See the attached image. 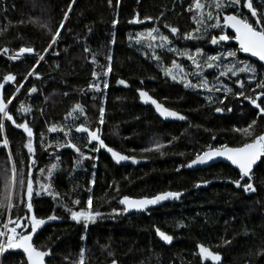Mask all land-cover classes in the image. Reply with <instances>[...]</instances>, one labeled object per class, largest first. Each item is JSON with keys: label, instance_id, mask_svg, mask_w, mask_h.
Returning a JSON list of instances; mask_svg holds the SVG:
<instances>
[{"label": "trees", "instance_id": "16d2710c", "mask_svg": "<svg viewBox=\"0 0 264 264\" xmlns=\"http://www.w3.org/2000/svg\"><path fill=\"white\" fill-rule=\"evenodd\" d=\"M194 3L195 0H112L111 4L108 0H75L74 3L72 0H0V84L4 85L0 95L5 101L15 97L7 105L8 110L17 123L27 121L32 128L36 161L31 168L34 189L39 190L40 182H48L59 193L57 199L43 192L39 196L34 192L32 197L33 212L46 221L33 238L36 246L50 250L46 264H78L81 252L85 264H111L113 260L117 264H203L199 245L219 253L222 264H264V158L253 172L256 191L247 193L232 183L240 176L229 165L218 163L199 170L180 167L210 145L241 146L264 132V115H258L259 110L243 97L223 90L209 93L186 88L164 75L162 69L178 60L169 47L177 49V53H191L199 48L193 32L198 26L196 9L189 10ZM215 3L211 6L212 14L217 12ZM235 11L226 7L220 15ZM137 18L141 23L131 22ZM113 20L117 21L115 25ZM61 22L64 27L57 43L45 53ZM165 24L169 27L165 28ZM171 27L178 28L175 35ZM150 28H158L171 44L159 49L154 43L149 48L143 39L137 43L136 36ZM185 33L194 38H184ZM213 34H218L216 29L200 33L204 40ZM229 46L207 44L203 50L211 55ZM20 47H32L35 52L9 59ZM4 48L9 49L7 54L3 53ZM37 52L44 55L38 64ZM154 54L160 57L159 61L153 58ZM237 57H243L239 51ZM109 63L111 72L105 76ZM256 66L257 72L262 71L257 80L264 78L263 66ZM30 72L33 74L28 75ZM9 74L15 76L14 82L4 81L3 77ZM119 80H124L127 87L119 84ZM102 81L108 83L106 89ZM97 82L100 91L90 87ZM20 84L23 86L16 91ZM32 87L37 91L30 92ZM252 87L255 83L245 88L246 94L255 95L248 91ZM231 88L233 92L240 90L238 85ZM138 90H146L166 107L185 116L188 123H164L151 107L138 104ZM260 91L256 89L257 93ZM225 95L227 98L220 104L219 98ZM20 104L30 111H17ZM76 105L81 106L83 114L75 109ZM101 107L103 124L99 123ZM216 107L225 111L218 113ZM253 120L256 123L250 130L251 136L234 131L248 127ZM3 123L0 201L7 203L6 198L11 196L14 207L10 212L0 209L2 230L9 216L30 218L32 215L27 212L26 203H20L26 197H22L18 184L21 176L27 180L31 164L26 148L28 137L10 121L4 119ZM82 124L91 130L99 128L107 146L144 163L114 165L106 153L93 150L98 145H90L87 135L75 131ZM53 127L70 130L69 137L51 131ZM5 138L7 148L2 144ZM66 139H71L92 159L81 157L72 148L57 149L56 145L64 144ZM157 143L163 147L156 148ZM146 148L152 150L144 151ZM52 164L57 168L51 179L45 180L39 169L43 168L46 176ZM167 191L182 195L132 214H126L125 207L119 203L123 196L151 198ZM89 196L92 210L101 215L85 228L82 221L71 219L67 208L87 210ZM69 198L79 199L80 205H73ZM49 216L56 219L48 220ZM22 223L30 231V223ZM157 229L173 237L170 246L158 239ZM21 231L17 228L18 233ZM21 260L26 258L19 249L0 253V264H21Z\"/></svg>", "mask_w": 264, "mask_h": 264}, {"label": "snow or ice", "instance_id": "6c2138e0", "mask_svg": "<svg viewBox=\"0 0 264 264\" xmlns=\"http://www.w3.org/2000/svg\"><path fill=\"white\" fill-rule=\"evenodd\" d=\"M74 3L75 0H72ZM118 2V0H117ZM108 3L111 4L112 0H108ZM241 3V0H217L215 3V8L217 9V14L214 16L212 12H209L207 15V20L209 21L208 24L205 25V33H208L209 29H219V34H213L210 36V43L212 45L220 44L221 42H227L229 40L234 39L239 44V49H229L224 52H221L218 55H208V56H202L203 63L198 61L195 56L200 55L202 53V49H196L195 54H189L187 52H178V55L185 56L187 60L191 61L193 70L192 71H186L183 65L178 64L176 60H173L171 62L170 67H164L162 70L164 72L165 76L170 77L173 81L183 83L184 87H191V88H199V89H206L209 93L216 91H225V93H232L233 96L236 97H243L244 100H247L253 105L256 109L259 110L258 115H264V101H261L258 103L257 101L260 100L261 96H264V78L256 79L257 74V68L252 63H245L243 61H240L239 63H236L237 60V54L239 52H243L246 54H250L251 57L257 58L259 62H264V9L259 11L257 8L253 6V0H245L244 7L248 9V11L251 14V17L254 18L252 22H249V18L247 16H242L239 12V5ZM226 7H231L233 9H236L235 13H230L223 15L222 22H221V15L220 10ZM192 8H195L197 10H200L203 8V5L200 3V0H195V3L190 6L189 10L191 11ZM68 11H71V5H69ZM68 14L65 12L64 19L67 20ZM146 19L151 20V17H146ZM134 23H141L139 18H137L134 21H131ZM202 22V21H201ZM114 25L117 23L116 20H113L112 22ZM64 27L63 22L59 25V28L55 31V33L52 34L51 41L48 44V47L44 49V52L46 53L49 48L52 47V45H55L57 43V38L60 36V29ZM165 28H168L169 25L165 24ZM226 29H231L234 32V36H230L225 31ZM49 31H51L49 29ZM170 31L173 35H175L178 32V28L171 27ZM153 33H156V35H153ZM184 38H194L191 36V34L185 33ZM197 39L205 38V37H195ZM131 39V37H130ZM144 39L147 41V46L149 48L153 47V42L159 40L161 43L156 45V47L163 48L165 44H171V41H169V38L167 35H164L160 33V30L158 28H150L147 33H140L136 36V42L140 43V41ZM169 51L177 52L178 50L169 47ZM87 51V49H85ZM9 52V49L4 48L3 53L7 54ZM35 50L32 47H20L18 52L14 55H10L9 59L15 60L17 59L21 54L23 53H34ZM37 57V64L39 61H42L44 59V55L41 53H36ZM154 59L157 61L160 60L159 56H156L154 54ZM231 58V61L227 64L224 63L225 59ZM109 62L111 61V57H108ZM94 62V61H93ZM219 67L221 70L219 72V77H229V74L231 77H238L239 73H250L251 74V80L249 83L251 84L252 81H255V87L250 88L248 91H251L252 93H255V95H249L246 94L244 81L241 79H236L234 83L239 86V91L233 92V89L231 87H227L226 85H223L222 82H219V77H217V82L220 83V86H217V83H209V80L207 77L203 76L202 73L205 68L207 69H213ZM108 72H111V64L109 63L106 72L104 75L106 76ZM33 72H30L28 75H32ZM37 78L39 77V74H36ZM93 76H97V73L93 72ZM194 76L197 78V82L193 83L188 77ZM4 81H15V76L9 74L5 75L3 77ZM103 88L108 87V83L106 81H102ZM119 84L125 85L127 87V84L124 80H119ZM23 85L20 84L17 86L16 91L19 90V87H22ZM4 85L0 84V89H3ZM90 87L95 88L96 91H100V82L94 83L90 85ZM256 89H261L260 92H256ZM30 92H36L37 89L35 87H32ZM139 96L145 103H151L155 106L156 111L160 114V116L165 118H174L178 120H184L186 119L185 116L179 114L178 112L171 110L161 103H158L156 99H154L152 96L148 94V92L143 90H138ZM12 98L5 99L2 95H0V132L4 129V119L7 121H10L12 125H14L17 128L23 129V132L27 134L28 142L26 144V148L29 154V158L31 160V164L29 165V173L28 178L25 181V178L21 176V178L18 181L19 184V190L22 193V197H26V201L22 198L20 200V203H26V208L28 213H32L30 218L28 216H16L15 218H12L11 216L8 217L7 223L4 224L3 230H0V253H3L6 249H19L22 250L23 257L26 258V260H21V264H46L45 258L51 255L50 250H42L41 247L36 246L33 242V236L37 233V230L45 224V220L42 218H38L35 213L33 212V204H32V197L34 193V180L31 175V168L33 165H35L36 161L34 158L35 148L33 146V131L32 128L29 127L27 121L22 123H17L14 119L13 114L8 110L7 105L12 103ZM227 98V95H225L223 98H219V103L223 104L224 99ZM209 100L212 99L211 96L208 97ZM75 109H80V113L83 114V109L80 105H76ZM74 109V110H75ZM17 111H30V109L25 108L23 104H20ZM216 112H223L225 111L224 108L216 107ZM227 111H231V108H227ZM100 120L99 123L103 124V115H104V108L101 107L100 110ZM256 121L253 120L248 127L246 128H236L234 131L242 133L245 137L251 136L253 133L250 131L253 128V125H255ZM53 132L60 131L63 133L65 138H68L70 135V130H66L64 127H60L57 129L56 127H53L50 129ZM75 131L77 133H85L87 134L88 141L91 143L92 141H95L99 147L94 146V151H99L100 148H105L109 153H111L113 159L119 163L120 161H127L132 160L133 163H136L134 157H129L127 155H123L117 151H114L111 147H108L105 145L104 141L101 139L99 133V128L96 130H90V128L85 127L83 124L80 126H77L75 128ZM212 139H215L213 136ZM2 144L5 148L8 146L7 139H3ZM52 145L50 144L49 147ZM61 147H68L75 150V152L80 153L81 157L92 159V157L85 156L84 153L81 152L80 148L77 147L74 143L71 142V139H66V142L64 144H57L56 148L59 149ZM163 147V145L157 143L156 148ZM151 148H146L144 151H151ZM215 158H223L226 161H229L232 165H234L236 168L239 169V176L240 178L237 180L232 181L233 184L237 188H241L244 192H255L256 188L254 187L252 183V177H253V166L257 163V161H260L261 158H264V132H262L259 135H255L253 139H251L250 142H245L241 146L236 147H230L227 144H221L219 146H208L206 150L199 152L195 155V158L191 161L187 162L185 165H181L180 167H188L191 168L193 165H204L207 164L209 161L214 160ZM9 159L11 160V154L9 152ZM57 168L56 164H52L51 167L47 170L46 176L45 170L43 168L39 169L42 176H44L45 180H50L53 176V171ZM179 171V168L177 169ZM12 180L13 184L16 183L15 181V166L13 164L12 168ZM245 177H247V180L245 181ZM241 181H244V183H241ZM91 183H95V181H91ZM207 183V182H205ZM199 186V185H197ZM91 189H89L90 191ZM45 193L49 196H52L53 199H57L59 197V193H56L52 190V185L48 182H40L39 183V190L35 191V194L39 196L41 193ZM182 195L181 192L177 191H167L159 193L151 198L149 197H143L140 199H133L129 196H123L119 203L121 205H124V211L130 210V209H136V210H143L146 209L149 205H155L161 201L168 200V199H179V197ZM7 203H4L3 201H0V209H7L9 212L14 207L12 203L11 196H8ZM70 202L73 205H80L81 201L79 199H72L69 198ZM92 205V197L89 196L87 199V210L81 209V210H72L71 208H67V205L65 204V207L71 214V219L76 222H83L84 227L87 228L89 223H95L96 217L100 216L101 214L98 211H93L91 208ZM48 220H55V216H49L47 218ZM22 221H28L30 223V231H28L25 228V225L22 223ZM13 225L12 227H8V225ZM17 228L22 229L21 232H17ZM157 235L166 242L172 241V236L167 235L166 233L160 231L157 229ZM199 253L202 258L204 259H210L213 262H219L221 260V256L219 253H214L210 251L209 248L199 245ZM78 264H85L84 261V254L81 252L80 259L78 261ZM112 264H117L115 260L112 261Z\"/></svg>", "mask_w": 264, "mask_h": 264}, {"label": "rangeland", "instance_id": "374dc122", "mask_svg": "<svg viewBox=\"0 0 264 264\" xmlns=\"http://www.w3.org/2000/svg\"><path fill=\"white\" fill-rule=\"evenodd\" d=\"M213 2H217V0H200V3L203 5V8L200 9V10H197L196 9V18H197V28H195L193 30V32H195V37H202V35H200V33L202 31L205 30V25L209 23V21L207 20V15L209 12L212 11V4ZM244 3H245V0H241V3L239 5V12L241 15L243 16H247L249 18L250 21H252L254 18L251 17V14L250 12L248 11V9L246 7H244ZM215 5V4H214ZM213 5V7H214ZM253 6L255 8H257L258 10V14H259V11L264 9V6H263V1L262 0H253ZM215 8V7H214ZM216 9V8H215ZM224 10L221 9L220 10V14L221 12ZM236 10V9H235ZM217 14V12L215 14H213L214 16ZM202 21V22H201ZM221 22H222V16H221ZM218 34L220 32L219 29H216ZM226 32H228V30L226 29L225 30ZM153 35H156V33H153ZM233 36V35H232ZM196 41H199L198 45H199V49H202V53L200 55H196L195 58L200 61L201 63H203V60H202V56H208L204 53V46L209 44L210 43V38L209 39H197L195 38ZM144 40V39H143ZM146 41V40H144ZM154 43V46L156 47V45L160 44L161 42L159 40L153 42ZM167 44V43H166ZM222 44H217L216 47H220ZM235 44H232L229 46L228 49L226 50H229V49H238L237 45ZM156 48H159V49H162L161 47H156ZM225 50V51H226ZM221 52H224L222 50H217V52L211 54V55H218L220 54ZM196 53V50L189 53V54H195ZM175 55H177V59L176 62L178 64H181L183 65V67L185 68L186 71H192L193 70V66H192V63L191 61L187 60V58L185 56H180L178 55L177 52H174ZM231 61V58H228V59H225L224 60V63L227 64ZM240 61H243L245 63H252L254 64L255 66L257 64H259L258 62L254 61L253 59L249 58V57H241V58H238L237 57V60L235 61L236 63H239ZM171 66V64L169 65V67ZM257 67V66H256ZM264 68V67H263ZM220 68L217 67V68H213V69H207L205 68L202 75L207 77V79L209 80V83L212 84V83H217V86H220V83L217 82V77H219V72H220ZM262 74V71L261 72H257L256 74V79H257V76ZM193 83H196L197 82V78L194 77V76H189L188 77ZM241 79L244 81V85H245V88H248L250 85H253L255 83V81H252V83L250 84L249 81L251 80V74L250 73H239L238 74V77H231V75L229 74V77H219V82H222L223 85H226L227 87H231L232 85H236L234 83V81L236 79ZM225 81H229V83L227 84V82ZM191 88V87H189ZM192 89H197V90H202V91H207L206 89H199V88H192ZM37 191V189L35 190L34 189V192ZM2 230V229H0Z\"/></svg>", "mask_w": 264, "mask_h": 264}, {"label": "water", "instance_id": "95a60500", "mask_svg": "<svg viewBox=\"0 0 264 264\" xmlns=\"http://www.w3.org/2000/svg\"><path fill=\"white\" fill-rule=\"evenodd\" d=\"M224 15H226V14H224ZM223 17V16H222ZM228 30V32L229 33H231L233 36H234V32L231 30V29H227ZM228 34V33H227ZM220 44H226V45H232V44H235V45H237V47H238V49H239V44H238V42H236L234 39H232V40H229V41H227V42H221ZM208 46H210V47H216V45H212L211 43H209L208 44ZM241 54H242V56H244V57H249V58H251V59H253L254 61H256V62H258L260 65H262L263 67H264V62H259L258 61V59L257 58H254V57H251L250 56V54H246V53H243V52H240ZM143 91H146V90H143ZM147 92V91H146ZM148 94L150 95V96H152L149 92H148ZM137 96H138V104L139 105H141V106H143V107H151L152 109H153V111L155 112V115L161 120V121H163L164 123H188V119L186 118V119H184V120H178V119H174V118H171V117H169V118H165V117H162V116H160V114L156 111V109H155V106L154 105H152L151 103H145V102H143V100L140 98V96H139V91H137ZM153 97V96H152ZM154 98V97H153ZM264 98V96H261L260 97V100H258L257 102L259 103L262 99ZM154 99H156V98H154ZM157 100V99H156ZM157 102L158 103H161L159 100H157ZM162 105H164L163 103H161ZM165 106V105H164ZM166 107V106H165ZM254 107V106H253ZM168 108V107H167ZM170 109V108H169ZM172 110V109H171ZM177 112V111H176ZM180 114V113H179ZM182 115V114H181ZM91 130V129H90ZM79 134H81V135H87V134H85V133H79ZM99 134V133H98ZM100 135V134H99ZM101 137V136H100ZM102 139V138H101ZM103 140V139H102ZM104 141V140H103ZM89 142V141H88ZM104 143H105V141H104ZM89 144L90 145H95L96 144V142L95 141H92L91 143L89 142ZM105 145H107L106 143H105ZM98 147H99V145H98ZM109 147V146H108ZM113 149V148H112ZM100 150L102 151V152H104V153H106L107 155H108V157L111 159V161L113 162V164L114 165H116V166H118V167H126V166H129L130 164H132V160H127V161H120L119 163H117L114 159H113V157H112V155H111V153H109L105 148H100ZM114 151H116L115 149H113ZM117 152H119V151H117ZM119 153H121V152H119ZM121 154H123V153H121ZM123 155H126V154H123ZM128 156V155H127ZM261 160H262V158H261ZM261 160L260 161H257V163L253 166V170H252V172H254V170L259 166V164H260V162H261ZM144 163V161H142V160H138L137 161V164L135 165V166H137L138 164H143ZM218 163H223V164H226V165H229V166H231L232 168H234V169H236L237 171H239V169L238 168H236L234 165H232L229 161H226V160H224L223 158H215L214 160H212V161H209L207 164H204V165H193L191 168H188L189 170H199V169H207V168H209V167H211V166H213V165H216V164H218ZM245 178H247V177H245ZM161 202H159V203H157V204H160ZM124 206V205H123ZM125 207V206H124ZM145 209H143V210H136V209H130V210H127L126 211V214H132V213H138V212H142V211H144ZM163 232V231H162ZM156 233H157V230H156ZM165 233V232H164ZM167 234V233H166ZM168 235V234H167ZM35 236H33V238H34ZM157 237H158V239L163 243V244H165V245H168V246H170L172 243H173V239H172V241L169 243V242H166V241H163L158 235H157ZM215 253V252H214ZM199 255H200V253H199ZM221 256V255H220ZM200 257H201V255H200ZM201 260H202V263L203 264H206V263H211V264H222L223 263V258H222V256H221V260L219 261V262H213V261H211L210 259H204V258H202L201 257ZM112 264V263H111Z\"/></svg>", "mask_w": 264, "mask_h": 264}, {"label": "flooded vegetation", "instance_id": "af4514ba", "mask_svg": "<svg viewBox=\"0 0 264 264\" xmlns=\"http://www.w3.org/2000/svg\"><path fill=\"white\" fill-rule=\"evenodd\" d=\"M156 205H157V204H155V205H149L146 209H149V208H151V207L153 208V207H155ZM37 233H38V230H37ZM37 233H36V234H37ZM36 234H35V235H36ZM35 235H34V236H35ZM172 239H173V237H172ZM20 251L22 252V250H20Z\"/></svg>", "mask_w": 264, "mask_h": 264}, {"label": "built area", "instance_id": "2783aa9c", "mask_svg": "<svg viewBox=\"0 0 264 264\" xmlns=\"http://www.w3.org/2000/svg\"><path fill=\"white\" fill-rule=\"evenodd\" d=\"M12 60V59H11Z\"/></svg>", "mask_w": 264, "mask_h": 264}]
</instances>
